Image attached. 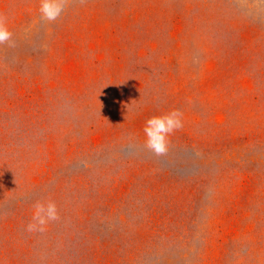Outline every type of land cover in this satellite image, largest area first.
I'll use <instances>...</instances> for the list:
<instances>
[{
    "label": "rangeland",
    "instance_id": "374dc122",
    "mask_svg": "<svg viewBox=\"0 0 264 264\" xmlns=\"http://www.w3.org/2000/svg\"><path fill=\"white\" fill-rule=\"evenodd\" d=\"M39 6L0 0V264H264V0Z\"/></svg>",
    "mask_w": 264,
    "mask_h": 264
},
{
    "label": "clouds",
    "instance_id": "9594fccd",
    "mask_svg": "<svg viewBox=\"0 0 264 264\" xmlns=\"http://www.w3.org/2000/svg\"><path fill=\"white\" fill-rule=\"evenodd\" d=\"M66 3L67 0H40V18L45 21H56L63 14ZM11 39L12 32L8 28L6 17L0 15V44L10 42ZM181 131L180 116L172 115L168 118L151 116L145 121L143 128L145 145L157 161L166 159L169 140ZM58 219V210L54 202H37L34 205L32 222L28 224L27 230L43 232L50 221Z\"/></svg>",
    "mask_w": 264,
    "mask_h": 264
}]
</instances>
